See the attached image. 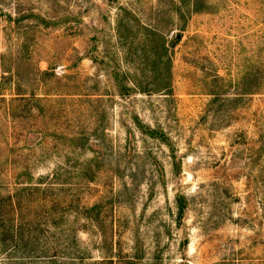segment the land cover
Wrapping results in <instances>:
<instances>
[{"label": "rangeland", "instance_id": "obj_1", "mask_svg": "<svg viewBox=\"0 0 264 264\" xmlns=\"http://www.w3.org/2000/svg\"><path fill=\"white\" fill-rule=\"evenodd\" d=\"M190 1L0 0V193L75 264H264V0Z\"/></svg>", "mask_w": 264, "mask_h": 264}, {"label": "trees", "instance_id": "obj_2", "mask_svg": "<svg viewBox=\"0 0 264 264\" xmlns=\"http://www.w3.org/2000/svg\"><path fill=\"white\" fill-rule=\"evenodd\" d=\"M183 4V0H179L178 11H181ZM204 7L205 4L201 2V0H191L189 3V8L194 13L201 12ZM144 31L147 33L146 37L149 39L161 38L162 40H165L163 34L157 30H151L144 27ZM180 39L181 38L177 37V43L181 41ZM152 42H154V40H152L151 43ZM162 50L167 52V47L163 42ZM166 81V79L161 80L162 86L159 88V92L168 90L169 84ZM141 91L146 93L145 90ZM149 133L151 137L166 143L167 138L162 130L149 129ZM24 171V174H19L17 177L18 179L27 177V180H17V185L22 187L21 190H18L15 194L10 193V195L6 197L2 196L0 193V253L4 256L3 261L5 264H75L76 260L80 262L88 260V257L80 254L82 253L80 247L81 243L77 237V230L74 227L70 228L73 239L71 245H74L73 249H75L76 252H72V246L70 244L67 245L66 243L58 245V247H61V249L65 251V255H67L63 257H67V260L69 259L70 261H65L66 258H62L63 260L59 261L58 254L50 255L52 252L57 253V250L59 249L57 246L55 248H50L52 244L51 238L56 235L53 230L56 231L58 230V227H61L60 224H57L54 228H51V226L48 225L49 220L51 219V211L50 209L47 210V206L52 201L48 194L51 192L52 186L45 182L48 178L47 176L44 178V182H27L34 181L35 177H33L32 172L29 169ZM41 180H43V178ZM36 194L40 195V200L37 198ZM25 195L36 198V200H30L28 204L31 202L38 203V205H41L44 209L41 215H32L30 221L25 220L22 216L23 207L20 204V199ZM60 197L61 195H58L57 197L54 196L53 201H59ZM177 207V219L178 222L181 223L184 220L186 212L184 198L179 197L177 199ZM64 214L65 212L62 210L61 212L58 211L57 217L62 220ZM59 229L61 231L59 232L61 236L65 233V230L63 228ZM73 255L75 257H71Z\"/></svg>", "mask_w": 264, "mask_h": 264}]
</instances>
